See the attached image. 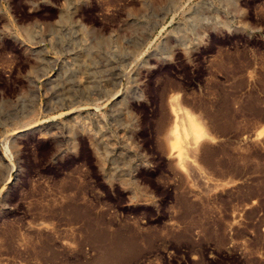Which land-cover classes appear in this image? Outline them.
Returning <instances> with one entry per match:
<instances>
[{"label": "rangeland", "instance_id": "374dc122", "mask_svg": "<svg viewBox=\"0 0 264 264\" xmlns=\"http://www.w3.org/2000/svg\"><path fill=\"white\" fill-rule=\"evenodd\" d=\"M0 264H264V0H0Z\"/></svg>", "mask_w": 264, "mask_h": 264}, {"label": "bare ground", "instance_id": "6f19581e", "mask_svg": "<svg viewBox=\"0 0 264 264\" xmlns=\"http://www.w3.org/2000/svg\"><path fill=\"white\" fill-rule=\"evenodd\" d=\"M132 37H133V36H132ZM81 42H82V41H81ZM171 95H172V94H171ZM170 100H171V98H170ZM173 100H174V99H173ZM175 100H176V99H175ZM169 104H170V103H169ZM171 104H172V103H171ZM175 106H176V105H175ZM170 108H171V107H170ZM175 108H176V107H175ZM94 111H95V110H94ZM173 111H174V114H175L174 117H177V116L179 115V114L176 112L177 110L173 108ZM180 111H181V110H180ZM180 111H179V112H180ZM181 112H182V111H181ZM181 114H182V113H181ZM181 114H180V115H181ZM172 115H173V114H172ZM182 115H183V114H182ZM179 117H180V116H179ZM192 118H193V117H192ZM192 118L189 117L190 123L192 124V126H197L198 123L195 122V121H196V120L198 121V119L194 118V119H196V120H193ZM177 120H178V118H177ZM199 120H200V119H199ZM170 123H171V122H170ZM172 123H173V122H172ZM174 123H175V122H174ZM178 123H179V121H178ZM190 123H189V124H190ZM201 123H202V122H201ZM199 124H200V122H199ZM199 124H198V125H199ZM171 125H172V124H171ZM176 125H177V124H176ZM176 125L172 126V129H173V130H176V128H177ZM200 125H201V124H200ZM170 128H171V126H170ZM197 128H198V126H197ZM177 129H178V128H177ZM199 129H200V127H199ZM168 130H169V129H168ZM184 130H185V129H184ZM188 130H189V129H188ZM197 130H198V129H197ZM201 130H202V129H201ZM206 131H207V130H206ZM167 132H169V131H167ZM176 132H177L176 135H178V133H180V132H178V130H176ZM184 132H185V131H184ZM186 132H187V130H186ZM186 132H185V133H186ZM190 133H191V132H190ZM165 134H166V133H165ZM176 135H175V136H176ZM187 135H188V134H187ZM204 135H205V134H204ZM188 137H189V136H188ZM188 137H187V138H188ZM191 137H192V136H191ZM196 137H197V136H196ZM166 138H167V137H166ZM169 138H171V137H169ZM187 138H186V139H187ZM186 139H184V140H186ZM188 139H190V137H189ZM188 139H187V140H188ZM193 139H194V138H193ZM207 139H208V138H207ZM169 140H170V139H169ZM174 140H175V139H173V141H174ZM187 140H186V143H187L186 145H187V146H189L190 143H193V144L196 143V142H192V141H191L192 138H191V140H190L191 142H190L189 140H188V141H187ZM195 140H196V139H195ZM198 140H199V139H198ZM198 140H197V141H198ZM203 140H204V139H203ZM167 141H168V140H167ZM171 141H172V138H171ZM178 142H179V141H178ZM169 143H171V142L169 141ZM169 143H168V144H169ZM181 143H182V142H181ZM184 143H185V142H184ZM198 143H199V142H198ZM179 144H180V142H179ZM186 145H184V146H186ZM196 145H198V144H196ZM169 146L172 147V145H169ZM191 148H192V150H193V146H192ZM195 148H196V146H195ZM187 149H189V148L187 147ZM196 149H197V148H196ZM196 149H194V150H196ZM188 151H189V150H188ZM191 153H192V151H191ZM171 155H173V151H172V154H171ZM175 155H176V154H175ZM192 156H193V155H192ZM198 158H199V157H198ZM198 158H197V159H198ZM177 160H178V159H177ZM177 160H176V161H177ZM183 160H184V159L182 158V156L180 157V154H179V163L182 162V163H180L181 165H182L183 162H184ZM188 161H189V160H188ZM185 162L187 163L186 160H185ZM185 162H184V163H185ZM177 163H178V161H177ZM177 163H176V164H177ZM179 163H178V164H179ZM190 163H191V162H189V164H190ZM199 165H200V164H199ZM190 166H191V165H190ZM200 166H201V165H200ZM187 167H188V166H186V168H187ZM189 168H191V167H189ZM118 251H119V247H118V246H117V247H113V248L109 251L108 254H109V255H115V254L118 253ZM104 254H105V253H102L101 256H103Z\"/></svg>", "mask_w": 264, "mask_h": 264}]
</instances>
